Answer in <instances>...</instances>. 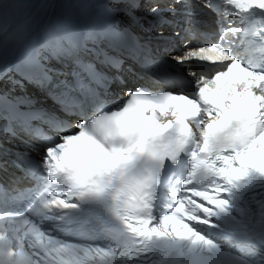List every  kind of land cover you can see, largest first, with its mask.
Segmentation results:
<instances>
[{"label":"snow or ice","instance_id":"obj_1","mask_svg":"<svg viewBox=\"0 0 264 264\" xmlns=\"http://www.w3.org/2000/svg\"><path fill=\"white\" fill-rule=\"evenodd\" d=\"M121 4L134 11L138 0H109L103 15L115 18ZM92 7L0 0V132L15 135L44 112L10 95L25 81L81 117L72 130L49 116L52 131L67 133L59 142L35 131L49 145L42 164L17 155L31 185L0 183V264H264V0H204L218 38L178 59L208 61L213 74L195 87L165 75L167 89H128L110 110L118 77L80 53L119 71L101 45L131 33L73 19Z\"/></svg>","mask_w":264,"mask_h":264},{"label":"bare ground","instance_id":"obj_2","mask_svg":"<svg viewBox=\"0 0 264 264\" xmlns=\"http://www.w3.org/2000/svg\"><path fill=\"white\" fill-rule=\"evenodd\" d=\"M46 18L52 23L55 20V16H47ZM122 76H123L124 80L129 81V76L125 72L122 74ZM10 87H11V85L5 84L3 86V91H8ZM115 92L117 94H122L121 90H116ZM10 95L13 96V97H15V96H27V97H30L33 101H35L34 108H38L39 107L40 109L47 110L48 112H53L52 110H49L48 108L43 106V103L39 101L38 94H36L35 92H27V91L20 92V90H16L15 89V91L11 92Z\"/></svg>","mask_w":264,"mask_h":264}]
</instances>
